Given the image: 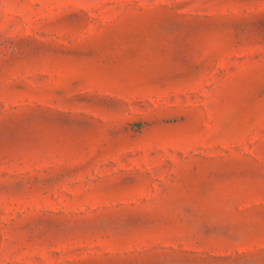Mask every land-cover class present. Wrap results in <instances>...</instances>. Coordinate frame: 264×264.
I'll return each mask as SVG.
<instances>
[{
  "label": "rangeland",
  "instance_id": "1",
  "mask_svg": "<svg viewBox=\"0 0 264 264\" xmlns=\"http://www.w3.org/2000/svg\"><path fill=\"white\" fill-rule=\"evenodd\" d=\"M0 264H264V0H0Z\"/></svg>",
  "mask_w": 264,
  "mask_h": 264
}]
</instances>
